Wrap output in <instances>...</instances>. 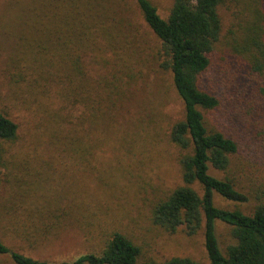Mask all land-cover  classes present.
I'll return each instance as SVG.
<instances>
[{
	"label": "rangeland",
	"instance_id": "1",
	"mask_svg": "<svg viewBox=\"0 0 264 264\" xmlns=\"http://www.w3.org/2000/svg\"><path fill=\"white\" fill-rule=\"evenodd\" d=\"M99 1L108 32L120 38L116 48L101 54L103 62L93 63V83L103 94L93 116V174L82 166L84 174L66 146L65 134L76 121L69 114L75 109L58 94L68 81L54 73L44 78L39 68L53 50L50 34L60 28L67 32V15L78 1L0 0V112L18 125L14 140L0 141V236L17 251L57 264L100 251L120 231L141 248V264L173 256L211 264L203 228L195 235L183 228L171 233L152 221L157 203L183 183V151L170 131L184 118V104L171 71L161 66V40L136 0ZM151 1L167 18L173 0ZM256 10L264 16V0L220 5L221 35L200 78L201 87L223 101L216 110H203L208 125L239 144L229 175L253 192L264 190V142L240 116L246 101L237 94L248 95L251 89L248 72L255 64L245 52L243 29ZM214 203L252 213L257 202L251 197L238 203L214 193ZM216 235L225 254L235 243L232 226L217 220ZM0 264L15 262L0 254Z\"/></svg>",
	"mask_w": 264,
	"mask_h": 264
},
{
	"label": "trees",
	"instance_id": "2",
	"mask_svg": "<svg viewBox=\"0 0 264 264\" xmlns=\"http://www.w3.org/2000/svg\"><path fill=\"white\" fill-rule=\"evenodd\" d=\"M77 1L73 14L67 15V32L60 28L50 34L49 42L55 41L51 45L53 50L48 53L49 58L39 63V68L44 78L54 73V78L68 81L60 86L58 94L69 108L75 109V113L69 114L76 121L74 128L65 134L66 146L74 152L82 173H87L83 172L87 166L93 174L96 147L93 116L103 94L93 83V63L103 62L105 56L101 54L116 48L120 35L108 32L107 12L99 0ZM224 1L173 0L170 14L164 18L151 0H136L145 22L161 40V66L171 71L185 113L170 131L171 140L183 151L179 158L183 183L157 203L152 221L171 233L183 228L188 235H195L203 228L211 264H264V190L245 191L230 177L232 157L239 150L238 141L221 128L208 125L203 111L223 105L216 92L201 87L200 78L211 66L221 35L218 9ZM260 14L256 10L253 22L243 29L245 52L255 64L248 72L250 99L247 94H237V98L246 101L240 116L254 125L257 137L264 142V16ZM17 132V123L0 112V141L14 140ZM1 181L0 174V186ZM214 193L238 203L248 202L252 197L257 203L252 213L225 209L215 205ZM217 220L230 224L235 238L225 254L216 235ZM20 225V229L26 230L24 223ZM0 254L10 255L15 264H54L11 248L1 236ZM141 255V248L130 237L115 231L100 251L86 252L73 261L57 264H141ZM159 264L203 263L173 256Z\"/></svg>",
	"mask_w": 264,
	"mask_h": 264
}]
</instances>
